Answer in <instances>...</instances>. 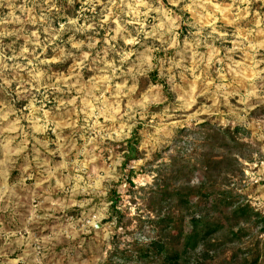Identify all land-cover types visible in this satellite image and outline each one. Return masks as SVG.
<instances>
[{
	"label": "rangeland",
	"instance_id": "1",
	"mask_svg": "<svg viewBox=\"0 0 264 264\" xmlns=\"http://www.w3.org/2000/svg\"><path fill=\"white\" fill-rule=\"evenodd\" d=\"M226 129L240 146L208 137ZM186 160L173 187L264 216V0H0V264H103L114 236L154 238L140 190ZM246 234L196 258L264 264Z\"/></svg>",
	"mask_w": 264,
	"mask_h": 264
},
{
	"label": "trees",
	"instance_id": "2",
	"mask_svg": "<svg viewBox=\"0 0 264 264\" xmlns=\"http://www.w3.org/2000/svg\"><path fill=\"white\" fill-rule=\"evenodd\" d=\"M206 126L207 124L200 125ZM233 135V132L226 129L212 131L208 137L218 136L221 143L219 149H228L240 146ZM127 144L126 151L130 155L127 156V160H138L135 146L130 142ZM203 161L207 168L211 164L215 165L217 168L213 170H217L222 163V160L212 162L209 156H204ZM224 161L230 160L224 158ZM182 163L177 164L175 172L167 179L159 180L156 177L152 187L140 190L146 197L145 204L148 210L155 215L150 222L156 230V236L146 238L144 241L134 239L122 248L114 236L103 264H201L196 258L199 247L202 245L212 251L215 250L218 244L212 238L224 230L228 231L230 241H240L252 227L264 235V216L248 204L237 203L235 196L230 192L207 190L203 186L173 187L172 181L183 178L189 181L198 170L189 160ZM128 185L133 186V183L129 181ZM164 206L167 210L161 214ZM198 211L205 212V215H197ZM108 213V220L115 221L116 226L121 227L123 218L118 209V198L115 196L110 197ZM189 213H192V216L186 223ZM240 223L250 226L241 227ZM262 248L264 256V243ZM260 258L259 251L256 250L254 256L250 260H243L242 264H258Z\"/></svg>",
	"mask_w": 264,
	"mask_h": 264
}]
</instances>
